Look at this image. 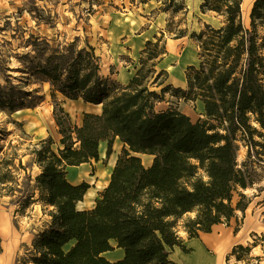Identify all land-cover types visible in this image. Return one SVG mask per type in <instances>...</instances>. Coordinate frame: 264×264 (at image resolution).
Wrapping results in <instances>:
<instances>
[{"label":"trees","instance_id":"trees-1","mask_svg":"<svg viewBox=\"0 0 264 264\" xmlns=\"http://www.w3.org/2000/svg\"><path fill=\"white\" fill-rule=\"evenodd\" d=\"M242 4L243 0H203L200 5L203 13L221 17L223 25L206 24L200 32H192L200 65L189 66L188 88L174 91L185 99H201L204 120L194 121L177 108H155L160 96L151 87L163 86L168 78L166 69L158 72L166 76L163 80L150 76L168 53L164 34L156 42H146L141 66L127 85L101 75V58L92 47L76 49L71 43L65 52L54 50L46 59L41 72L54 92L102 104V112H86L81 125H72L69 113L56 102L53 113L63 147L55 151L49 136L33 149L42 171L26 202H33L39 189L42 200L54 207L52 222L33 242L36 264H179L170 258V249L191 250L184 245L180 228L189 238L199 237L215 224H229L239 210L245 213L251 199L242 189L254 184L255 178L247 161H237L236 136L240 129L252 128L250 112L258 115L264 128V0L254 1L249 23ZM177 7L172 11L186 9L185 1ZM186 33L179 30L174 38ZM170 87L165 84L161 91ZM116 136L125 146L109 184L93 208L78 209L77 202L90 185L69 182L67 166L97 159L102 139L108 140L110 155ZM141 153L154 155L150 166L144 165ZM12 167V160L0 163L3 189L10 182L19 185ZM200 169L209 179L201 176ZM112 240L125 251L117 261L103 255L114 249ZM241 250L251 252L252 247L239 243L231 254ZM236 257L242 259L240 254Z\"/></svg>","mask_w":264,"mask_h":264},{"label":"rangeland","instance_id":"rangeland-1","mask_svg":"<svg viewBox=\"0 0 264 264\" xmlns=\"http://www.w3.org/2000/svg\"><path fill=\"white\" fill-rule=\"evenodd\" d=\"M184 1L186 9L173 12L182 0H0V163L12 160L13 176L16 175L19 183L17 186L16 182H10L4 189L0 184V264H36L33 242L46 228L44 224L52 222L54 207L42 200L39 189L31 197L33 202L27 203L26 198L35 184V177L42 171L34 147L49 136L54 140L52 148L55 151L63 146L60 141L63 135L53 120V109L55 103L61 105L60 100L66 96L54 92L51 81L41 72L54 50L65 52L71 43H75L76 49L92 47L101 58V75L120 84L114 75L117 68L128 64L140 67L142 50L148 41L133 58L130 55L132 39L145 30H148L149 40L154 42L164 34L168 55L156 66L151 80L165 79L166 76L158 75L164 68L177 72L169 74L163 84H171L166 92L161 91L163 86L151 87L160 96L155 108L158 111L177 108L191 114L194 121L207 118L206 110L201 109V99H185L174 88L187 89L189 66L200 65L199 47L191 37L192 32H200L206 24L220 27L223 19L215 12L203 13L200 7L203 0ZM171 4L172 9H165ZM242 13L245 22L249 23L243 9ZM179 30L187 33L176 39L174 35ZM124 50L126 53L121 55ZM249 115L252 128L240 129L236 142L239 146L237 161L239 164L247 161L255 178L254 184L242 189L251 202L245 213L239 210L229 224L223 222L212 227L211 234L201 231L203 237L200 240L205 245L203 256L222 260V264H264V128L257 114L250 112ZM70 121L76 125L74 117L70 116ZM46 131L49 135L40 138ZM73 136L76 140L75 133ZM78 144L76 142L75 146ZM200 174L209 179L203 169ZM238 199L235 191L234 204ZM238 227L246 239L241 244L251 246V252L239 251L237 254L242 256L239 260L237 254H231L234 245L229 246L220 258L215 247L219 237L227 230L236 235ZM181 232L188 237L182 228ZM209 236L216 239L210 241ZM185 246L191 250L185 252L181 248L170 258L179 260L176 261L179 264H192L187 260L197 256L198 252L189 242Z\"/></svg>","mask_w":264,"mask_h":264},{"label":"crops","instance_id":"crops-1","mask_svg":"<svg viewBox=\"0 0 264 264\" xmlns=\"http://www.w3.org/2000/svg\"><path fill=\"white\" fill-rule=\"evenodd\" d=\"M147 31L148 30H145L141 34H138L137 38L132 39V42H131L132 49L130 50L131 52L130 55L133 58L139 54L145 42L149 40V35H147ZM123 53H126L125 50L120 52L121 55ZM167 55L168 53L165 55L164 59L158 65L164 62ZM138 67H139L138 64L136 65L128 64L126 65V67L125 65H123L122 68L121 67L117 68V73H115L114 75L116 79L120 82V84L127 85L130 82V80L133 78L135 73L137 72ZM164 69L168 71V75L176 74L177 72L176 70L172 71L171 69L169 70L167 68H164ZM60 101H61V105L64 108V110L68 112L71 117L75 118L76 125L82 124L84 113L89 112V113L100 114L102 112V104H95V103L85 101L82 97L77 98V99H71V98L66 97L65 99L60 100ZM201 104H202L201 109H203V112H205V103L201 101ZM185 113L188 114V112H185ZM188 115L190 116L191 114H188ZM53 120L55 121L54 116H53ZM197 120L198 118H196L195 121ZM47 135H49V132L46 131L44 134H40V138L47 137ZM124 146H125L124 142L120 139L119 136H116L113 141L112 152L109 155L108 154V149H109L108 140L102 139L99 142V157L97 159H92L91 161L83 162L79 165L67 166L66 177L69 182H71L72 184H80L82 182H87L90 185L83 199L77 202L76 206L78 209L86 210V209H91L95 206L96 200L99 198L100 192L110 182L112 171L116 165L117 159L120 153L122 152V149L124 148ZM60 147H63V146H60ZM140 156L146 167L150 166L153 163L154 155L147 154V153H141ZM49 224H50V221L46 222L44 224V227H48ZM220 224H215L214 226H218ZM227 231L228 232L226 234H222L219 237L217 243L215 244L216 246H219L221 248L220 249L221 251L224 250V254L227 251V248H229V246L232 247L236 244L244 243V241L246 240L242 236V233H241L242 230L240 229L236 233V235L235 234L231 235L230 230H227ZM201 233L202 232H200L199 237L189 238V237H185L184 234H182L181 232V236H182L184 245H186V243L189 242V244L192 247H195V250L196 252H198V255L202 257L204 254L205 245L200 240V237H203ZM203 233L211 234L210 232H203ZM207 239H209L210 241H214L216 237L213 238V236L211 237L209 236ZM112 245L114 246V249L104 252L103 255L110 261H117V260L122 259L125 255L124 249L122 247H119L117 244V241L115 240H112ZM180 249H181L180 246H175L173 249H170L171 251L170 257L172 256L174 251H177L178 253ZM190 259L191 260H187V261H190L192 264H219V263L222 264V260H213L207 256L206 257L203 256V260H194L193 257H191ZM175 261H179V260H175Z\"/></svg>","mask_w":264,"mask_h":264},{"label":"bare ground","instance_id":"bare-ground-1","mask_svg":"<svg viewBox=\"0 0 264 264\" xmlns=\"http://www.w3.org/2000/svg\"><path fill=\"white\" fill-rule=\"evenodd\" d=\"M254 1L255 0H245V2H243V4H242V9H243V12H244V14H246V16H247V18H248V20L247 21H249V13H250V11H251V8H252V6H253V3H254ZM249 3H250V5H249ZM146 162V161H145ZM216 248H217V251L219 252V255H220V258L223 256L222 254H224V250H220L221 248L219 247V246H215ZM222 253V254H221ZM193 259L194 260H203V256L201 257V256H195V257H193Z\"/></svg>","mask_w":264,"mask_h":264}]
</instances>
